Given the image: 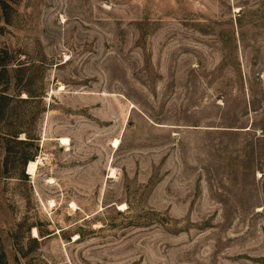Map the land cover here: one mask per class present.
Masks as SVG:
<instances>
[{
  "label": "rangeland",
  "instance_id": "rangeland-1",
  "mask_svg": "<svg viewBox=\"0 0 264 264\" xmlns=\"http://www.w3.org/2000/svg\"><path fill=\"white\" fill-rule=\"evenodd\" d=\"M0 264H264V0H0Z\"/></svg>",
  "mask_w": 264,
  "mask_h": 264
},
{
  "label": "bare ground",
  "instance_id": "bare-ground-1",
  "mask_svg": "<svg viewBox=\"0 0 264 264\" xmlns=\"http://www.w3.org/2000/svg\"><path fill=\"white\" fill-rule=\"evenodd\" d=\"M62 140H65V138H62ZM113 144H114L113 146L117 145L118 144V140H115ZM39 160L40 159L38 158L35 161H31V162L28 163V169L27 170H28L29 173L34 174L35 168L37 167V164L39 163Z\"/></svg>",
  "mask_w": 264,
  "mask_h": 264
}]
</instances>
